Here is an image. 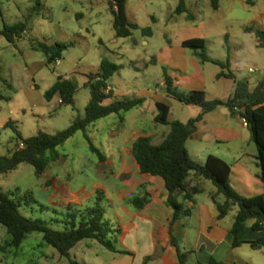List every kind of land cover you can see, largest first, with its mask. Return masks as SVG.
<instances>
[{
  "label": "rangeland",
  "instance_id": "rangeland-1",
  "mask_svg": "<svg viewBox=\"0 0 264 264\" xmlns=\"http://www.w3.org/2000/svg\"><path fill=\"white\" fill-rule=\"evenodd\" d=\"M178 1L127 0L128 18L138 29L132 31L130 37L118 39L115 37L108 0H0V31L5 26L27 24L26 33L15 44L0 37V153L9 154L8 143H17L19 137L27 139L39 132H61L77 117L83 116L90 99L88 76L99 70L104 59L120 67L108 83L115 94L126 90L131 94L156 91L160 89L165 76L182 78L179 71L171 69L169 47H180L184 40L203 34L204 50L209 58H228L232 73L242 81L263 78L264 49L257 48L253 33L244 32L250 16H258L256 13L260 8V0H254V9L249 8L243 0H236L234 19L225 15L228 5L226 0L217 13L212 11L209 0H186L187 12L176 15L173 11ZM198 1L199 10L195 6ZM148 28L151 35L146 36L142 30ZM34 42L73 43L74 46L59 63L47 65L42 53L31 50L30 45ZM185 51L184 58L190 73H201L206 81H211L214 71H220L212 65L202 71L200 58L191 49ZM250 69L256 72L250 73ZM59 76L77 88L73 106L55 103L46 105L44 102L45 93ZM32 81L36 90L28 92ZM171 102L170 120L188 122V107L177 100ZM156 115L155 104L147 98L139 107L98 120L49 154L65 159L62 165L58 160L50 164L56 165L51 166L52 174L68 183L73 200H80L83 206H92L100 196L105 217L118 223L126 222L122 208L144 218V221L136 224L135 230L131 229L126 236H121L116 245L117 250L130 252L138 264H143L150 256V235L157 236L159 229L171 219L172 212L165 204L164 188L158 191L152 207L139 210L131 205V200L144 196L148 187L142 188L144 180L139 176L133 159L123 150L129 146L133 134L138 130L149 132L155 127L160 132H168L166 126L154 124L153 127ZM120 120L124 121L122 131L113 137L111 133ZM8 122H11V126L6 127ZM158 130L157 136L160 134ZM151 140L154 145L162 142L160 137L151 136ZM91 146L98 153L92 152ZM99 155L110 164L101 166ZM125 176L129 178L125 180ZM46 178V174L37 176L31 166L20 165L15 171L0 176V189L5 193H16L15 198L31 195L36 203L26 206L23 202L22 214L49 222L53 218L52 210L60 212L68 201L54 199L56 202L52 203L45 199L42 191L47 188ZM39 205L49 209L42 211ZM10 241L11 236L0 226V264L131 262L126 259L127 255L113 253L89 240L79 243L70 252L69 258L61 257L44 242L43 235L39 233L29 234L18 249L9 248L7 243ZM147 264L176 262L165 260L160 250Z\"/></svg>",
  "mask_w": 264,
  "mask_h": 264
},
{
  "label": "trees",
  "instance_id": "trees-1",
  "mask_svg": "<svg viewBox=\"0 0 264 264\" xmlns=\"http://www.w3.org/2000/svg\"><path fill=\"white\" fill-rule=\"evenodd\" d=\"M245 2L252 5L253 0H245ZM210 3L213 11L219 9L220 0H210ZM108 5L113 16L115 37L118 39L130 37L138 26L128 19L127 0H108ZM186 12L185 0H179L175 14L182 15ZM26 31V23H17L9 27L5 26L0 31V37H4L10 44H15ZM142 32L146 36L151 35L149 28L143 29ZM246 32L254 34L257 48L264 49V31L251 27L247 28ZM73 46V43L34 42L30 48L42 53L46 58V64L52 65L60 62L63 55ZM182 47L193 50L202 62H210L222 70H229L228 60L216 61L206 55L203 39L186 40L182 43ZM119 70L120 67L115 64L106 59L102 60L99 70L88 76L90 99L84 115L77 117L66 130L61 132L54 134L39 132L27 139L18 136V142L24 143L26 147L0 156V176L15 171L20 165H27L33 167L35 174L41 177L50 162L59 159L49 154L64 145L77 132L86 131L92 124L110 115L141 106L145 102L142 98L111 96L108 83ZM223 76L233 77L230 73L221 72L218 78ZM164 82L167 96L186 106H196L201 109V114L197 118L184 124L178 121L171 122L169 107L157 103L154 122L156 125L168 127V132L163 134L162 142L158 145H154L150 137H140L132 145V156L138 172L158 180L166 190L165 204L172 212L169 231L176 221L191 216V207L186 203L194 202L195 197L204 192L205 182H209L216 189L211 199L218 210L217 220H222L236 210L231 228L234 248L242 244L239 235L248 225L253 231L264 234V196L241 197L231 187L230 167L224 161L210 155L204 162H196L190 157L186 147L187 142L196 132L197 124L205 114L220 107H227L233 115L238 114L247 121V127L252 133V140L257 150L259 178L264 185V77L256 83L253 90L248 81L237 82L233 96L225 101H207L203 91L179 92L173 87V80L168 76H165ZM76 90L72 82L59 76L57 82L45 93L44 99L51 102L55 96H59L61 105L73 106ZM108 100L111 102L105 104ZM9 126L11 122L6 125ZM91 150L98 153L93 146ZM100 160L104 161V157L100 156ZM142 188L145 189L147 186L144 185ZM15 194L5 193L0 189V226L4 227L11 236V241L7 243L9 248L18 249L29 234L39 233L43 235L44 242L64 258H69L70 252L79 243L87 240L94 241L113 253L132 256L130 252L117 250L116 245L123 235V228L120 223L105 217V210L100 206V196L92 206L69 203L60 212L52 210L53 218L48 222L22 214L23 202L28 206L36 201L29 194H25L22 198H15ZM149 203L150 194L147 191L144 192V196H137L131 200V205L139 210ZM39 206L42 211L49 209L44 205ZM170 244L176 249L178 263L188 264L190 253L180 250L171 232ZM248 244L254 250H264V237ZM151 259L152 257H148L143 264H147ZM70 264L77 263L70 261ZM209 264L223 263L212 260Z\"/></svg>",
  "mask_w": 264,
  "mask_h": 264
},
{
  "label": "crops",
  "instance_id": "crops-1",
  "mask_svg": "<svg viewBox=\"0 0 264 264\" xmlns=\"http://www.w3.org/2000/svg\"><path fill=\"white\" fill-rule=\"evenodd\" d=\"M223 1L225 0H220L219 9L217 11H212L215 13L219 12L221 10ZM243 1L245 2V0ZM226 2L228 5L225 15L230 19H234L237 12L236 0H226ZM209 4L211 7L210 0ZM245 4L249 8H256V3L254 0L252 5H248L246 2ZM177 6L175 7L173 13H175ZM195 6L197 10L200 9L199 1L195 3ZM128 11L129 8L127 3V16ZM256 14H258V16H250V19H248L246 22V25L248 26H245L244 32H246L247 28L251 27L264 31L263 0H260V8ZM200 26L203 30V23H201ZM202 30L201 33H203ZM202 35L203 34H201V36H195L186 40L203 39ZM182 43L180 47H169V51L172 55L171 69L179 71L182 74L181 79L171 77V79L174 80L173 87L177 91L183 93L190 91H203L206 95L207 101H225L231 98L234 94L237 82L242 80L232 73L230 62L229 70H222L220 67L210 62H202V71L208 68L207 66L209 65L216 66L220 69L219 72L214 71V76L211 81H206L202 77L201 73L198 75L190 73L188 64L184 58L186 55V49L182 47ZM210 59L222 62L227 60L229 61L228 58L225 60L214 58ZM221 72L225 74L230 73L233 77L223 76L218 78V75ZM244 81H248L251 90H253L259 80L245 79ZM32 82L33 83L29 84L27 88L28 92L36 90L34 81ZM108 89L111 90V96L113 98L137 97L142 98L145 101L148 98L155 104V107L157 103L167 105L169 107L170 120L173 107L171 101L175 99L167 96L164 81L161 83L159 90L138 91L136 94H131L129 90L115 94L113 92L114 90L110 86ZM59 99V96H55L51 102H47L45 99L44 102L46 105H51L54 103L59 105ZM110 102L111 100H108L105 102V104ZM187 107V111L190 114V120L197 118L201 114V109L199 107ZM170 121L172 122L173 120ZM123 122V120L119 121L115 131L111 133L113 137L118 133H121ZM152 124L154 127V120ZM157 130L158 129L154 127L152 130H149V132H146L145 130H138L135 132L132 136V141L129 146L124 148V153L131 157L135 162L132 156V145L134 141L140 137L151 138V136L160 137L162 139V136L165 132H160L158 130L160 134L157 136ZM190 145L191 148H189ZM13 146L14 143H8V152L12 150ZM186 147L190 157L196 162L202 163L210 155L224 161L230 167L231 187L241 197L250 198L255 196H264V185L259 178V168L256 160L257 150L252 140V133L249 128L242 123L241 117L238 114L233 115L227 107H220L215 111L205 114L201 121L197 124L196 132L187 142ZM3 155L0 153V156ZM64 162L65 159L63 157L58 159V163L60 165H62ZM99 164L101 166H107L110 164V162L104 158V161L99 160ZM51 166L55 167L56 165L55 163L54 165H48L45 172L43 173V176L45 174L47 175V178L45 179V185L47 188L42 191L45 195V199L52 203L56 202L53 201L54 199H61L65 202L68 201V204H82L80 200H73L71 198L68 183H64L62 179L58 178L56 175H53V167ZM138 174L144 180L142 185H146L148 187L147 192L150 194V203L146 207H152L158 191L160 188H163V186L158 180L152 179L150 176L141 175L139 172ZM128 178L129 176L124 177L125 180ZM215 192V187L211 183L205 182L204 192L196 196L194 202L188 203V205L191 207L192 213L187 220L185 218H181L180 220L176 221L169 231V218L167 222L159 229L157 236L150 235V239H148V245H150L148 253L150 254L149 257H152L156 252L161 250L165 260L179 264L177 260L176 249L170 244L171 232L177 241L180 250L185 253H190L188 264H209L212 260L223 264H264V250H254L248 244L264 237V234L253 231L250 225H248L247 228L239 235V241H241L242 244L239 247L234 248V238L231 234V228L234 222L236 210H233V213L231 212L222 220H217L218 210L216 204L211 199V196ZM122 210L126 222L120 224L123 228L122 236H126L131 229L135 230L136 224H138L140 221H144V218L139 217L137 214H133L128 209L125 210L122 208ZM126 259L131 260L130 264H138L131 256L126 257Z\"/></svg>",
  "mask_w": 264,
  "mask_h": 264
},
{
  "label": "built area",
  "instance_id": "built-area-1",
  "mask_svg": "<svg viewBox=\"0 0 264 264\" xmlns=\"http://www.w3.org/2000/svg\"><path fill=\"white\" fill-rule=\"evenodd\" d=\"M57 63H59V62H57ZM249 72H250V73H254V70L250 69ZM58 104H59V105L62 104L61 99H59ZM241 121H242V123H243L245 126H247V121L245 120V118H241ZM25 147H26V145H25L24 143H22V142H18V143H15V144H14V146H13V148H12L11 151H14V152H15V151H20V150L25 149ZM188 203H189V202H187L186 204L188 205Z\"/></svg>",
  "mask_w": 264,
  "mask_h": 264
}]
</instances>
